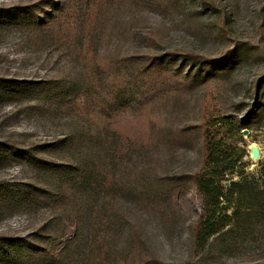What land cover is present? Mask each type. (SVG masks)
<instances>
[{
	"label": "rangeland",
	"instance_id": "obj_1",
	"mask_svg": "<svg viewBox=\"0 0 264 264\" xmlns=\"http://www.w3.org/2000/svg\"><path fill=\"white\" fill-rule=\"evenodd\" d=\"M98 2L99 61L110 65L132 57L140 63L163 59L167 69L182 79L180 86L172 81L160 87L159 94V90L155 92L150 123L145 124L139 114L134 121H128L132 135L149 131L155 142L151 157H143L137 167L123 170H128V181L147 183L149 188L158 182L162 198H175L167 196L164 204L142 212L129 202L121 213L125 222L118 220L123 232H117L113 245L117 244L121 251L128 249L133 236L139 234L148 248L145 257L161 264H264V108L255 119L247 121L241 134L233 135L234 146L245 153L241 162L244 174L235 180H244L247 191L233 204L238 213L234 224L214 237L202 256H192V229L200 213L192 186V175L203 161L200 126L208 115L243 121L255 105L264 101V0ZM86 3L87 0H0V152L14 149L7 155L0 153V185L10 189L1 195L4 198L17 195L20 189L39 188L38 183L44 180L42 172L31 170L22 152H42L40 148L54 143L75 125L71 119L65 124L53 113L44 112L47 96L22 95L20 89L18 94L7 93H13L11 84L30 82L32 86L57 78L71 85L80 72L79 63L72 64L67 54L50 46L38 25L46 23L51 14L57 17L63 12L67 18L71 14L83 15ZM23 11H28L31 18L24 19L20 14ZM78 24L73 28L79 33ZM177 51L193 53L207 61L228 59L222 66L215 63L208 68L184 58H172ZM72 101L79 105L84 99L76 97ZM126 119L127 116L120 120V125H125ZM41 157L66 163L57 151L50 150ZM251 188L259 191L257 198ZM12 201L0 202V239L13 240L17 245L22 240L36 244L35 235L43 224L41 212L24 211L18 200ZM30 252L33 253L30 249L24 251L28 256Z\"/></svg>",
	"mask_w": 264,
	"mask_h": 264
},
{
	"label": "trees",
	"instance_id": "obj_2",
	"mask_svg": "<svg viewBox=\"0 0 264 264\" xmlns=\"http://www.w3.org/2000/svg\"><path fill=\"white\" fill-rule=\"evenodd\" d=\"M87 1V12L83 15L71 14L67 18L63 12L57 17L51 14L46 23L43 21L42 26L38 25L50 46H57L60 52L67 54L72 64L79 63L80 72L71 85L64 78H57L32 86L30 82L19 86L11 84L13 93H7L18 94L20 89L22 95L47 96L44 112L53 113L65 124L71 119L75 125L54 143L40 148L42 152H22L31 170L43 174V181L38 178L41 181L37 182L39 188L20 189L15 191L20 196L4 198L1 195L10 189L0 185V202L18 200L24 211L41 212L43 220L35 235L36 244L22 240L17 245L13 240L0 239V264H161L157 259L145 257L148 248L139 234L133 236L131 246L123 251L117 244L113 245V240L118 236L117 232H123L118 226L126 220L121 213L129 202L142 212L164 204L165 198L170 197L162 198L157 191L162 187L158 182H154L157 186L149 188L147 183L128 181V170H123L129 166L137 167L143 157H151L155 142L149 131L144 135H132L128 121H134L139 114L145 124L150 123L155 92L172 81L180 86L182 79L167 69L163 59L140 63L132 57L110 65L99 61L101 29L96 11L100 3L98 0ZM20 14L24 19L31 18L28 11ZM77 22L81 26L79 33L73 28ZM172 56L208 68L215 63L222 66L228 59L207 61L184 51H177ZM76 97L84 101L77 105L72 101ZM262 108L264 101L255 105L247 119L240 122L215 115L203 119L200 126L203 161L192 175L200 208L192 229V256L195 258L205 253L214 237L234 224L238 213L233 204L247 191L244 180H235L244 174L241 162L245 153L234 146L236 137L233 139V135L241 134L247 121L255 119ZM126 116L125 125H120L119 121ZM109 120H112L111 124ZM102 122L106 126L101 127ZM11 150L14 149L0 153L7 155ZM50 150L61 153L66 163L41 157ZM251 190L257 198V188ZM171 197L175 198V195ZM119 219L122 222H118ZM25 249L33 252H30L31 256L24 253Z\"/></svg>",
	"mask_w": 264,
	"mask_h": 264
},
{
	"label": "water",
	"instance_id": "obj_3",
	"mask_svg": "<svg viewBox=\"0 0 264 264\" xmlns=\"http://www.w3.org/2000/svg\"><path fill=\"white\" fill-rule=\"evenodd\" d=\"M255 153H257V155H255V154H254V155H255V157H256V156H258V152H256V151H255Z\"/></svg>",
	"mask_w": 264,
	"mask_h": 264
},
{
	"label": "bare ground",
	"instance_id": "obj_4",
	"mask_svg": "<svg viewBox=\"0 0 264 264\" xmlns=\"http://www.w3.org/2000/svg\"><path fill=\"white\" fill-rule=\"evenodd\" d=\"M255 155H257V153H255ZM257 157V156H256Z\"/></svg>",
	"mask_w": 264,
	"mask_h": 264
}]
</instances>
